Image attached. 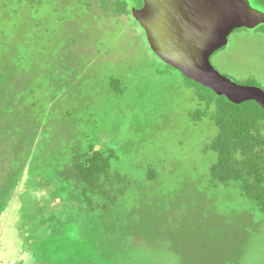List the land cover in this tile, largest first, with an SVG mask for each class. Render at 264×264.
Masks as SVG:
<instances>
[{
	"label": "rangeland",
	"instance_id": "374dc122",
	"mask_svg": "<svg viewBox=\"0 0 264 264\" xmlns=\"http://www.w3.org/2000/svg\"><path fill=\"white\" fill-rule=\"evenodd\" d=\"M263 29L233 33L215 69L264 90ZM205 110L111 0H0V188L22 178L0 218V264H36L19 234L40 235L41 218L55 236L94 223L115 264H264V214L212 176ZM94 153L110 179L88 205L67 173ZM104 252L76 261L106 264Z\"/></svg>",
	"mask_w": 264,
	"mask_h": 264
},
{
	"label": "trees",
	"instance_id": "16d2710c",
	"mask_svg": "<svg viewBox=\"0 0 264 264\" xmlns=\"http://www.w3.org/2000/svg\"><path fill=\"white\" fill-rule=\"evenodd\" d=\"M111 1L124 15H132L130 2L136 3V8L142 6V0ZM253 1L264 8V0ZM249 2L252 5L250 0ZM252 7L255 8L253 5ZM238 31L240 30L234 33ZM262 33L264 34V29ZM167 67L171 68L168 65ZM182 77L197 89L200 102L205 104V113L215 127V135L210 145L215 156V163L211 168L212 176L225 184H236L242 194L253 202L257 211L264 214V110L253 101L234 105L225 97H218L210 89L186 79L183 75ZM109 165L108 157L94 153L78 157L67 173V178L74 181V188L81 190L88 205H93L92 195L99 190L103 192L102 187L109 181ZM21 181L22 178H14L6 191L0 188V218L9 209ZM103 195L106 196L107 192H103ZM30 221L33 228V221ZM37 222L42 228L40 235L29 231L19 234L26 251L35 253L36 264H40V261L42 264H69L67 260L74 264L76 260L84 259V255L87 258L94 255L97 248L104 249L106 264H115L111 261V255L117 244L111 237L105 242H100L99 239L96 243L92 241L96 226L89 220L82 219L77 223L79 231L74 232L73 229L77 227L67 233L61 229V234L57 236L50 232L48 218H41ZM58 225L63 228L61 223ZM76 264H79L78 261Z\"/></svg>",
	"mask_w": 264,
	"mask_h": 264
},
{
	"label": "water",
	"instance_id": "95a60500",
	"mask_svg": "<svg viewBox=\"0 0 264 264\" xmlns=\"http://www.w3.org/2000/svg\"><path fill=\"white\" fill-rule=\"evenodd\" d=\"M132 16L144 30L152 52L186 79L234 105L253 101L264 110V90L233 82L211 63L241 29L264 25V12L249 0H142Z\"/></svg>",
	"mask_w": 264,
	"mask_h": 264
},
{
	"label": "flooded vegetation",
	"instance_id": "af4514ba",
	"mask_svg": "<svg viewBox=\"0 0 264 264\" xmlns=\"http://www.w3.org/2000/svg\"><path fill=\"white\" fill-rule=\"evenodd\" d=\"M142 6H143V2H142ZM142 6H141V7H139V8H137V9H140V8H142Z\"/></svg>",
	"mask_w": 264,
	"mask_h": 264
}]
</instances>
